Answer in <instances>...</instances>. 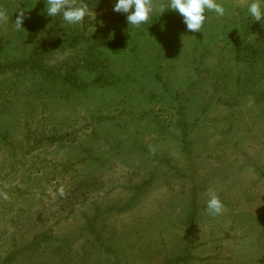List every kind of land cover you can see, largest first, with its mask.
Masks as SVG:
<instances>
[{"label":"rangeland","instance_id":"1","mask_svg":"<svg viewBox=\"0 0 264 264\" xmlns=\"http://www.w3.org/2000/svg\"><path fill=\"white\" fill-rule=\"evenodd\" d=\"M86 2L71 26L45 0H0V264H264V26L247 0L195 33L174 12L130 33L114 0Z\"/></svg>","mask_w":264,"mask_h":264},{"label":"clouds","instance_id":"2","mask_svg":"<svg viewBox=\"0 0 264 264\" xmlns=\"http://www.w3.org/2000/svg\"><path fill=\"white\" fill-rule=\"evenodd\" d=\"M45 9L42 15L53 18L60 17L64 24L78 26L83 24L86 18L95 15L86 0H45ZM247 15L254 23H261L264 26V0H247ZM112 11L123 14L129 25L130 33L132 30H139L154 17L160 19L167 12L178 13L182 17V22L189 32H202L207 22L208 13H213L218 18L227 15V8L223 0H114ZM96 18V16H95ZM7 12L0 9V20H7ZM25 14L20 12L19 17L13 24L17 30L23 29ZM51 26V25H50ZM49 26V27H50ZM162 30L166 26L162 25ZM251 107V103L249 104ZM63 186L58 188V195H65ZM7 199V196H4ZM206 211L212 217H219L224 214L225 206L217 192L209 188L206 193Z\"/></svg>","mask_w":264,"mask_h":264},{"label":"trees","instance_id":"3","mask_svg":"<svg viewBox=\"0 0 264 264\" xmlns=\"http://www.w3.org/2000/svg\"><path fill=\"white\" fill-rule=\"evenodd\" d=\"M106 43H109L108 41H106Z\"/></svg>","mask_w":264,"mask_h":264}]
</instances>
